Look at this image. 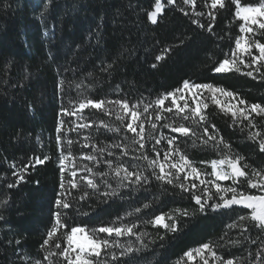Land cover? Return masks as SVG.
I'll return each mask as SVG.
<instances>
[{
  "label": "trees",
  "instance_id": "16d2710c",
  "mask_svg": "<svg viewBox=\"0 0 264 264\" xmlns=\"http://www.w3.org/2000/svg\"><path fill=\"white\" fill-rule=\"evenodd\" d=\"M6 3L10 7L5 8ZM161 3L163 9L156 16L157 22L152 23L148 13L155 11V0H51L50 3L49 0H0V200L7 198L8 201L0 208L3 217L0 220V264H33L37 259L43 264H49V261L66 264L59 256L44 260L48 252L40 248L55 223L53 214L57 211L66 214L68 219L67 227L59 229L56 236L69 232L73 226L84 227L90 232L92 228L117 221V217L121 218L117 223L134 221L139 229L137 235L147 233L143 242L148 247L131 259L120 257L124 264H203L202 257L209 264H221L207 250L201 255L195 253L204 243L212 245L225 261L234 257L251 260L258 250L264 249V238L258 239L259 230L248 220L243 223L249 231L243 235L240 227H228L234 221L239 224V216H250L251 209L233 205L230 209L200 213L188 192L154 178L139 186L125 180L127 187L117 189L120 195L105 200L101 195L105 190L104 183H100L101 193H93L84 187L86 181L80 180V177L90 175L82 170L87 165L94 171H108L106 179L116 187L114 173L102 162L115 157H109L107 151L98 154V149L106 147L120 155L121 149L111 148V145L127 143L123 138L127 136L130 140L134 136L124 127L128 117L122 124L115 111L106 115L103 110L89 106L80 113L83 119L61 112L62 105L69 106V99L78 110V104L85 96L126 99L130 105L137 104L141 113L145 105H151L141 116L145 121L144 148L140 149L139 143L129 144V154L120 155V161L129 166L130 171L146 169L145 174H150L152 169L147 166V161L133 160V157L147 154L150 159L163 162L169 148L167 141L172 137H175L172 147H179L181 154L187 155L200 171V178L208 182L201 185L190 174L184 181V173H181L185 187L196 183L197 194L207 186L215 197L213 182L225 187L232 185V180L217 181L212 177L209 164L214 159L239 154L244 157L242 164L247 162L257 169L264 167V153L259 151V141L264 137V118L248 107L251 104L264 106V78L257 72L253 79L235 71L222 74L211 71L225 53L230 54V49L235 48V38L241 35V22L235 16L236 6L229 5L217 11L211 8V0H195L194 5L185 4L184 0H174L171 4L161 0ZM255 3L257 0H241V5ZM45 4L48 8L41 17ZM210 12L215 14V20L210 19ZM193 19L205 25V29L193 24ZM209 23L213 25L211 33L206 30ZM246 37L260 38L257 32L248 33ZM252 52L257 55L255 48ZM157 56L163 58L156 60ZM248 59L244 58L245 61ZM107 64H112V68L101 71ZM153 64L156 67H152ZM240 67L242 71L249 70L244 65ZM185 80L220 86L235 93L233 98L238 104L240 99L246 101V105L241 106L250 113L248 119H244L239 111L233 118L232 113L217 105L209 93L203 98V103L208 106L201 113L205 117L202 121L199 116L191 118L188 109L180 115H174L175 108L173 113L163 112L156 105V99L182 88ZM60 81H64L63 92ZM78 84L81 85L79 88ZM168 106L171 102L166 100L164 107ZM157 112L162 116L159 121L155 119ZM185 114L190 115L189 120L182 119ZM149 115L151 122L157 125L155 130L147 121ZM61 121H64L63 125ZM181 123L195 135L190 131L184 136L163 126ZM81 124L86 126L80 127ZM105 125L118 126L121 131L110 132ZM58 127L61 128L59 133ZM204 127L215 135V143L222 151L213 150L212 141L207 145L203 143L208 139ZM255 133L261 135L256 140L250 139ZM58 135L61 137L59 145ZM221 137L223 143H219ZM156 139H160V144H155ZM69 140L72 141L70 145ZM225 144L230 145V149L225 148ZM156 152L160 153L158 158ZM61 153L67 156L63 164L64 188L60 187ZM89 154H98L101 163L83 158ZM44 156L50 159L43 164L35 163L37 157L43 159ZM172 159H178V155ZM132 164L139 168L132 169ZM73 170L77 171L76 177L70 174ZM156 171L159 172V168ZM13 172L18 174L14 176ZM20 174H23V180H19ZM95 178L104 179L98 175ZM18 180L15 187H7ZM69 180L76 182L77 187L71 188ZM85 191L89 195L81 199ZM247 191L264 194L257 189ZM60 198L68 201L71 208H58L56 200ZM213 202L208 201L209 204ZM145 203L150 207L144 209ZM136 208H141V212L136 213ZM184 210L189 215H182ZM161 214L165 215L166 223L172 216L177 231L141 223L142 219L149 220ZM99 235L115 238L107 237L105 233ZM115 239L124 244L131 241L134 247H141L136 235ZM234 240L242 241L243 245L233 246L231 241ZM60 243L62 248L66 246L63 238ZM190 250L193 259L184 255ZM114 251L119 256L121 250ZM103 260L110 261L111 258L104 256ZM252 264H260V259L256 258Z\"/></svg>",
  "mask_w": 264,
  "mask_h": 264
},
{
  "label": "snow or ice",
  "instance_id": "6c2138e0",
  "mask_svg": "<svg viewBox=\"0 0 264 264\" xmlns=\"http://www.w3.org/2000/svg\"><path fill=\"white\" fill-rule=\"evenodd\" d=\"M50 2L51 0H49V3ZM167 2L171 4L174 2V0H167ZM184 3H191L194 5L195 0H184ZM229 5L236 6L235 16L244 22L240 25L239 31L241 33L257 32L260 38H247L243 36H237L235 38V48L230 49V54L225 53L224 58L222 60L215 62L214 66L211 68V71L219 74L235 71L237 73H241L242 75L252 77L253 79L256 78L254 76V72H257L262 78H264V71H262V69H264V42H261L262 39H264V31H261L264 30V20L258 19V17H264V0H257V3L255 4L244 5H241V0H227V3L226 0H211V8L216 9L217 11H219L220 9L227 8ZM4 7L7 8L10 7V5L6 3ZM47 8L48 4H45L44 11L40 13L41 17L44 16V12L47 11ZM155 9V11L148 13L149 19L152 21V23L157 22V13L161 12L163 9L161 0H155ZM184 14L187 15L186 12ZM196 15H203V13H196ZM209 16L211 20H215L214 13L210 12ZM192 23L197 24V26L201 29H205V25L199 23L198 20L193 19ZM252 25H258V29L254 30ZM206 30L210 33L213 32V25L209 23L206 27ZM253 48H255L256 51L259 53L258 55L253 54ZM238 55L239 59H237ZM244 56H248L250 59L245 61L243 58ZM162 58V56H157L156 60H160ZM240 65H244V68H247L249 70L242 71ZM254 65L258 66L253 67ZM112 66V64L102 66L101 71L106 72L111 69ZM152 67H156V65L153 64ZM63 83L64 81H60V90L62 92L64 91L62 87ZM80 86L81 85L78 84L77 88H79ZM118 87L119 86H117V88ZM186 89H194L197 92H200L201 95V90H208L212 93V99L218 105L220 104V101L216 99V93H221L227 97L236 96L235 93L227 91L226 89L220 86H215L207 83H192L188 80H185L183 81V88H177L173 92L165 93L163 96L158 97L155 103L156 105L160 106L163 112L173 113V108H175L176 112L174 113V115H180L181 113H185V110L188 109L190 111L191 118L199 116L201 121L204 120L205 117L201 114V104L203 103V101L200 100V95L193 94L192 96V102L193 104H195L194 108L191 107V105L188 103V100L185 99L183 95L177 98L176 93L183 92ZM169 98H171V106L164 107L165 101ZM178 99L184 101L183 107L179 105ZM239 104L246 105V101L244 99H240ZM68 105L69 106L67 107L62 105L61 112L66 116H75L77 117V119H83L80 113L83 109L88 108L89 106L95 109L103 110L106 115L112 114V112L115 111L117 120H119L122 124L124 123L125 117H128V122L124 124V127L129 132L133 133L134 136L130 140L127 136H125L123 139L127 141V143H113L111 145V148L121 149L120 155L124 156H127L129 154V144L134 145L139 143L140 149L144 148L145 121L141 120V116L143 115V113L148 112V109L151 107V105H145L143 108V113H141L137 104L130 105L126 99H92L87 98L86 96L81 102H79L78 110L72 106L73 101L71 99H69ZM117 106H119L118 110ZM207 106L208 105L206 103H203L204 108H207ZM248 107H250L251 112L256 113L258 116L264 118V106L260 104H251ZM228 110L231 111L233 118L237 116V111H234L232 108H229ZM238 111L244 119H248L250 113H248L245 108H239ZM121 113H123V115H121ZM155 119L156 121L162 119L160 112L156 113ZM182 119L189 120L190 115L185 114L182 116ZM137 121H139V123H137ZM147 121L151 124V128L155 130L157 125L156 123L151 122L150 115L147 117ZM60 123L61 125H63L64 121H61ZM196 123L199 122L196 121ZM249 124H251L253 127L256 126L255 124H252V121H249ZM85 126L86 125L83 124L80 125V127ZM163 126L169 127L173 132L180 133L184 136H187L190 131H192L193 135H195V132L192 129H190L189 127H185L182 123L179 124V126H173V124H165ZM105 127L110 132L120 133L121 131V128L118 126L105 125ZM212 127L215 128V125H212ZM72 130H75V128H73ZM60 131L61 128L58 127L57 132L59 133ZM203 132L205 135L208 136V139L204 140L203 143L207 145L210 141H212L213 150L222 151V149H218L217 143H215V135L210 134L208 132L207 127H204ZM260 135V133H255L249 138L252 140H256V138ZM60 140L61 137L58 135V145L60 144ZM174 141L175 137L168 139L167 143L169 145V148L164 153L163 162H158V159H150L147 154H142V156L140 157H133V160L143 159L147 161V166L152 169V172L150 174H145L146 169L130 171L129 166H126L124 162L120 161V155H117L109 148L100 147L98 149V154H103L107 151L109 157H115L114 160L105 159L102 162L103 164L107 165L108 169H110L112 173H114L116 187H112V183L106 179L109 176L108 171H94L92 167H88L87 165H84L82 170L90 175L82 176L80 177V180L86 181L84 187L90 188L93 193H101L100 183H104L105 190L101 193V195L105 200L120 195L117 189L127 187V185L124 184L125 180H127L131 184H136L137 186H139L140 184L147 183L150 181V179L154 178L156 181L172 185L173 188L178 187L182 192H188L189 199L193 200L195 204L199 206L196 210L200 213H205L208 210L216 212L220 209H230L233 205H240L244 208L251 209L250 216H239L238 220L240 223L237 224V222L234 221L233 224L228 225V227L230 229L237 226L240 227L241 234L243 235L244 233H247L249 231V227L243 223L244 221L248 220L255 228L259 230L261 235L258 237V239L264 238V194L255 195L250 194L247 191V189H257L259 192L264 193V167L257 169L249 165L247 162L242 164L241 162L244 160V157L240 156L239 154L231 156L225 155L219 160L214 159L211 161V167L213 169L212 174L215 176L216 180H232V185L225 187L222 186L220 183L213 182L212 186L216 189L215 197L213 194L210 193V190L207 186L201 189L200 194H197V192L195 191L197 189L196 183H191L190 186L185 187V184L181 182V173H184V181H187L189 179V174H191L195 179H198L200 181L201 185H207L208 182L200 178V171L195 166H193V163L188 159L187 155L181 154V150L179 147H172ZM160 142V139L155 140V144H160ZM68 143L70 145L72 141L69 140ZM219 143H223L222 137L220 138ZM224 147L230 149V145L225 144ZM153 150L155 151V145H153ZM259 151L264 153V137H262L259 141ZM98 154L85 155L83 158L87 159L88 161H92L96 164H100L101 160L98 159ZM159 155L160 153L156 152L157 158L159 157ZM177 155L178 159H172L173 156ZM48 159H50L48 156H44L43 159L37 157L35 159V163L43 164L44 161ZM65 159H67V156L61 153V156L59 158V164L61 166L60 172L62 174V182L60 184L61 188L65 187V184L63 182V173L65 172L63 164ZM165 162H167V166ZM130 167L132 169L139 168L137 164H132L130 165ZM225 167L227 168V170H225ZM26 168L27 166H25V170ZM156 168H159V172L156 171ZM173 169L175 171H172ZM22 171L23 170H21V172ZM121 173H123V176H121ZM17 174V172H13L14 176ZM70 174L72 177H76L77 171L73 170ZM97 175L104 179L97 180L95 178ZM23 179V174H20L19 180ZM19 180L14 183L8 184L7 187H15ZM68 185L71 188L77 187V183L72 180L68 181ZM242 188L245 190L242 191ZM229 193L231 194L230 198L228 196ZM88 195L89 193L85 191L84 195L81 196V199H84ZM209 200H214V202L209 204ZM7 202V198L0 200V208L4 207ZM56 205L58 206V208L62 209L71 208L70 203L66 200H63V198L57 199ZM149 207V203L143 204L144 209H147ZM134 211L136 213H140L141 208H136ZM181 214L185 216L189 215L187 210L182 211ZM53 215L55 216V223L47 232V238L43 240V243L40 246L41 250L48 252V256H45L44 260H49V257L59 256L62 257L64 261H66V264H124V262L120 260V257H127L131 259L134 254L143 252L148 247V245L143 242V237L147 235V233L139 232V234L137 235L139 229L138 225L134 221L130 223H117V221L121 220L120 217H117V221H112L107 225L92 228L90 232L84 227L73 226L71 227L69 232H62L60 236H56V233L59 229L67 227L66 221L68 217L66 214L60 211L55 212ZM127 215H132V213H127ZM137 218L140 219V217ZM2 219L3 217L0 216V220ZM168 220L169 222L166 223L165 215L161 214L156 215L149 220L142 219L141 223L145 226L147 224H152L153 226H160L166 229L167 231H177V224L173 220L172 216H169ZM78 233L82 234L79 239H77ZM100 233H105L107 234V237L110 238H120L123 236L136 235V239L140 241L141 247H134L131 241H129L127 244H124L121 243L119 239H109L102 237L99 235ZM61 238L66 241V246L63 248L61 247L60 243ZM251 242L256 243L255 240H252ZM18 243L19 241H17V244ZM231 243L233 244V246L243 245V242L239 240L231 241ZM52 248L58 251H53ZM117 248L121 250L119 252V256L114 251V249ZM205 250H207L211 257L219 260L221 264H245V262H247V264H252V262L256 258L260 259V264H264V249L258 250L255 256L251 257V260H249L247 257H234L227 259L226 261L223 259V257L217 255V252L214 250V247L209 243L202 244L198 249L195 250V253L197 255H201ZM184 255L187 256L189 259H193L192 250L186 252ZM104 256H110L111 260L102 261V257ZM202 260L203 264H209L207 259H203L202 257ZM33 264H43V261L37 259L33 261ZM49 264H55V262L49 261Z\"/></svg>",
  "mask_w": 264,
  "mask_h": 264
},
{
  "label": "rangeland",
  "instance_id": "374dc122",
  "mask_svg": "<svg viewBox=\"0 0 264 264\" xmlns=\"http://www.w3.org/2000/svg\"><path fill=\"white\" fill-rule=\"evenodd\" d=\"M156 10V9H155ZM160 13V12H159ZM159 13H157V15L159 14ZM237 18V17H236ZM240 22H241V24H243L244 22L242 21V20H240L239 18H237ZM258 19L259 20H264V17H258ZM252 27H258V25H252ZM240 36H243V37H246V35L248 34V33H241L240 32ZM256 50V49H255ZM257 52V51H256ZM259 53L257 52V55H258ZM244 58L245 59H248L249 57L248 56H244ZM237 59H239V55H238V57H237ZM183 88V87H182ZM201 92H202V95L200 94V92H197L196 90H194V89H186V90H184L183 92H180V93H176V96H177V98H179V96H181V95H183L184 97H185V99H187L188 100V103L191 105V107H195V104H193V102H192V96H193V94H196V95H200V100L201 101H203V98L206 96V94H211L212 95V93L210 92V91H208V90H201ZM212 98V97H211ZM216 99L217 100H219L220 101V104H219V106L222 108V109H225V110H227V111H229L228 109L229 108H232L234 111H238V109L239 108H243L240 104H238L237 102H236V100L233 98V97H227V96H224L223 94H221V93H216ZM170 102H171V98H169L168 99ZM178 103H179V105L181 106V107H183V103H184V101L183 100H179L178 99ZM218 105V104H217ZM204 110V107H203V103L201 104V113H202V111ZM231 112V111H230ZM209 166H210V168H211V171H212V173H213V169H212V167H211V163L209 164ZM225 170H227V168L225 167ZM191 175V174H190ZM212 177L216 180V178H215V176L212 174ZM225 181V180H224ZM82 234L81 233H78L77 234V239H79L80 238V236H81Z\"/></svg>",
  "mask_w": 264,
  "mask_h": 264
}]
</instances>
